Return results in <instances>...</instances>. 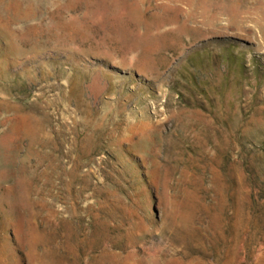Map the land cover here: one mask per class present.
<instances>
[{
  "label": "rangeland",
  "instance_id": "1",
  "mask_svg": "<svg viewBox=\"0 0 264 264\" xmlns=\"http://www.w3.org/2000/svg\"><path fill=\"white\" fill-rule=\"evenodd\" d=\"M0 264H264V0H0Z\"/></svg>",
  "mask_w": 264,
  "mask_h": 264
}]
</instances>
